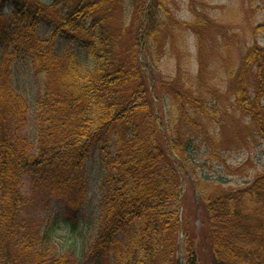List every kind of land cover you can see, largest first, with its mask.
Segmentation results:
<instances>
[{
	"label": "trees",
	"instance_id": "obj_1",
	"mask_svg": "<svg viewBox=\"0 0 264 264\" xmlns=\"http://www.w3.org/2000/svg\"><path fill=\"white\" fill-rule=\"evenodd\" d=\"M137 1L54 0L40 3L44 11L37 15L31 0H0V18L4 5L13 11V23L0 29V264H79L72 247L54 246L56 216L25 213L22 185L29 178L46 194L44 202L52 193L69 195L76 204L66 202L65 222L78 230L97 153L104 175L90 254L95 264H264V172L246 187L224 188L222 178L215 183L192 165V137L170 128L141 65L149 56L152 66L160 61L152 32L160 34L171 15L164 0ZM129 4L132 25L125 23ZM49 9L65 13L47 40L37 32L52 23ZM258 28L264 33V24ZM138 33L145 41L154 37L151 49L145 44L140 51ZM22 52L44 80L36 143L21 133L31 106L12 63ZM232 74L233 94L250 120L245 126L264 141V45L256 40ZM176 94L180 115L196 122L206 113L197 92ZM185 181L197 198L184 194Z\"/></svg>",
	"mask_w": 264,
	"mask_h": 264
},
{
	"label": "rangeland",
	"instance_id": "obj_2",
	"mask_svg": "<svg viewBox=\"0 0 264 264\" xmlns=\"http://www.w3.org/2000/svg\"><path fill=\"white\" fill-rule=\"evenodd\" d=\"M53 1L40 0V3L49 4ZM79 1L66 0V3L74 4ZM9 3L1 9L3 13L0 29L13 23V11ZM34 3L35 14H41L44 9L36 0H31V4ZM163 4L167 8L165 12L171 15V21L163 22L160 34L152 32L162 48L161 59L154 66L150 56L141 63L151 77V89L158 92L164 117L170 128L177 127L182 134L185 132L192 137L189 157L198 173L214 182L222 178L224 188L246 187L257 174L264 172V141L258 133L246 127L250 120L243 115L244 111L233 94L232 72L241 65L246 52L256 40L264 45V33H255L264 24V0H164ZM128 6L130 8L125 23L132 25L131 5ZM195 9L206 16V24L202 21L203 18L200 19L192 11ZM64 11L54 13L52 9L48 10L53 15L52 23H43L38 28L37 33L41 39L48 40L52 36L56 22L64 24ZM165 19L170 20L167 16ZM192 26H199L202 35L199 36ZM142 31L143 28L139 33ZM154 37L145 41L139 34L140 51L145 44L151 49ZM4 50L5 47L0 48V58ZM20 57V60L12 63L15 84L19 83L22 94L29 99L31 106L28 111L29 121L21 133L36 143V100L42 94L44 80L43 76H36L31 61L26 59L24 52L20 53ZM182 89L197 92L202 101L200 106L205 107L206 113L198 115L196 122L180 115L176 92ZM100 159L101 156L97 153L89 162L90 192L80 213L81 224L78 230L73 231L70 219L65 222V212L68 210L66 202L76 204L73 200L70 201L69 195L52 193L48 195L49 201L44 202L46 194L33 187L29 178L22 185L21 195L28 202L25 213L28 212L31 217L40 220L56 216L58 220L55 223L54 246L59 251L72 247L76 251L79 264H95L90 254L101 214L99 190L104 167ZM185 176L191 179L190 175ZM185 182L182 186L184 194H189V198L192 195L197 198L198 191L193 190L194 186H190V182ZM44 205L46 211L54 209L55 206L57 210H52L46 216L48 212L44 210Z\"/></svg>",
	"mask_w": 264,
	"mask_h": 264
}]
</instances>
